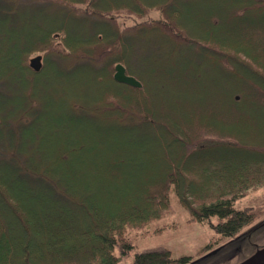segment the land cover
<instances>
[{"label": "trees", "instance_id": "1", "mask_svg": "<svg viewBox=\"0 0 264 264\" xmlns=\"http://www.w3.org/2000/svg\"><path fill=\"white\" fill-rule=\"evenodd\" d=\"M40 1L0 0V264H116L172 197L218 238L263 237L235 203L264 186V0Z\"/></svg>", "mask_w": 264, "mask_h": 264}, {"label": "rangeland", "instance_id": "2", "mask_svg": "<svg viewBox=\"0 0 264 264\" xmlns=\"http://www.w3.org/2000/svg\"><path fill=\"white\" fill-rule=\"evenodd\" d=\"M215 1H213V4H216ZM34 3L38 5L45 4L44 1L40 0H35ZM207 5L212 7L210 4ZM50 13H52V10H49V15ZM157 18H160L159 12L151 10L143 18L121 13L117 16V21L121 27H126L143 20L149 21ZM38 54L42 56L43 53H34L31 57ZM211 78L216 80L217 76L212 75ZM230 83L232 82L230 81ZM116 137V135H112L110 143L114 144ZM127 142L131 144L129 140ZM87 185L92 190V184L90 185L88 182ZM171 206V211L146 227L128 230L127 237L131 241L133 249L125 257H120L119 252L116 250L115 253L119 257V261L116 264H133L135 253L154 247L167 248L171 250L174 256H192L193 259L190 264H234L252 255L253 253L251 252L255 249V246L264 243V236L254 237L253 242L246 246H242V240L233 242L229 238H218L219 235L205 222L188 221L189 212L180 206L175 197L171 198ZM235 206L238 208L253 207L257 213L258 220H264V186L249 190L246 196L236 201ZM258 220L244 227L241 233L245 234L247 229L253 227ZM205 245L209 249L198 253V250ZM217 250L219 251L215 253Z\"/></svg>", "mask_w": 264, "mask_h": 264}, {"label": "water", "instance_id": "3", "mask_svg": "<svg viewBox=\"0 0 264 264\" xmlns=\"http://www.w3.org/2000/svg\"><path fill=\"white\" fill-rule=\"evenodd\" d=\"M41 59H42L41 55H39V54L35 55L29 59V66L33 71L37 72L41 69V66H42ZM113 79L118 83L127 84V85L135 87V88L141 87V82L138 79H136L134 76L127 74L124 65H122L121 63L115 64ZM262 249H264V247ZM262 249H260V250H262ZM260 250H257L249 258L245 259L244 261H242L238 264H243V263H245V264H264V255L257 257V258H254L256 253ZM252 258H254V259H252Z\"/></svg>", "mask_w": 264, "mask_h": 264}, {"label": "bare ground", "instance_id": "4", "mask_svg": "<svg viewBox=\"0 0 264 264\" xmlns=\"http://www.w3.org/2000/svg\"><path fill=\"white\" fill-rule=\"evenodd\" d=\"M263 255H264V249L258 251V252L256 253V255L254 256V258H257V257L263 256ZM254 258H252V259H254ZM252 259H251V260H252ZM243 264H245V263H243Z\"/></svg>", "mask_w": 264, "mask_h": 264}]
</instances>
